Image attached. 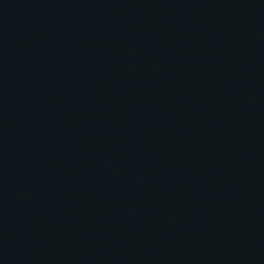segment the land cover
Listing matches in <instances>:
<instances>
[{"label": "water", "instance_id": "95a60500", "mask_svg": "<svg viewBox=\"0 0 264 264\" xmlns=\"http://www.w3.org/2000/svg\"><path fill=\"white\" fill-rule=\"evenodd\" d=\"M0 264H264V0H0Z\"/></svg>", "mask_w": 264, "mask_h": 264}]
</instances>
